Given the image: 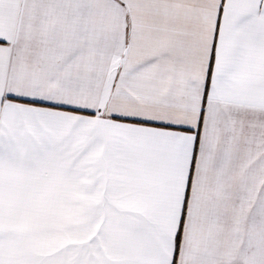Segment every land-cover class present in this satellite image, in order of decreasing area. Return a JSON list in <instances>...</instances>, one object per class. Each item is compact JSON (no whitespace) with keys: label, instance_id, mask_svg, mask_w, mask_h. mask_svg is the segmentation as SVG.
<instances>
[{"label":"snow or ice","instance_id":"1","mask_svg":"<svg viewBox=\"0 0 264 264\" xmlns=\"http://www.w3.org/2000/svg\"><path fill=\"white\" fill-rule=\"evenodd\" d=\"M0 264H264V0H0Z\"/></svg>","mask_w":264,"mask_h":264}]
</instances>
